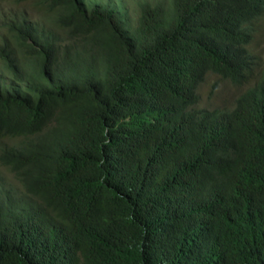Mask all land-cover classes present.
Segmentation results:
<instances>
[{"label":"trees","instance_id":"16d2710c","mask_svg":"<svg viewBox=\"0 0 264 264\" xmlns=\"http://www.w3.org/2000/svg\"><path fill=\"white\" fill-rule=\"evenodd\" d=\"M121 5L0 0V166L18 183L0 175V264H214L206 225H264V0ZM209 76L230 107H201Z\"/></svg>","mask_w":264,"mask_h":264},{"label":"clouds","instance_id":"9594fccd","mask_svg":"<svg viewBox=\"0 0 264 264\" xmlns=\"http://www.w3.org/2000/svg\"><path fill=\"white\" fill-rule=\"evenodd\" d=\"M9 188L13 192L18 191L16 187ZM248 215L239 216L232 225H226L220 232H215L212 225L203 228L205 230H202L200 238L205 239L204 247L208 246L214 264H250V258L264 259V239L252 243H247L245 239L246 233L250 231L264 234V225ZM252 225L257 227L250 229ZM217 242L219 245H216Z\"/></svg>","mask_w":264,"mask_h":264},{"label":"rangeland","instance_id":"374dc122","mask_svg":"<svg viewBox=\"0 0 264 264\" xmlns=\"http://www.w3.org/2000/svg\"><path fill=\"white\" fill-rule=\"evenodd\" d=\"M137 0H121V7L126 10V14L129 18H132L136 15V6L134 5ZM24 8V7H23ZM27 13L31 20H36V15L33 12ZM253 53L259 57L264 58V21L261 27V30L256 34L255 40L253 42ZM215 83L214 77H207V80L202 84L200 88V105L201 107H208L209 109L227 106L230 107L234 102V99L238 96L236 88L228 85V83H218L216 90L211 92L212 85ZM0 175L5 177V180L10 187L18 188V184L15 185V182L10 177V174L0 166Z\"/></svg>","mask_w":264,"mask_h":264}]
</instances>
